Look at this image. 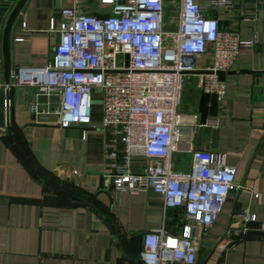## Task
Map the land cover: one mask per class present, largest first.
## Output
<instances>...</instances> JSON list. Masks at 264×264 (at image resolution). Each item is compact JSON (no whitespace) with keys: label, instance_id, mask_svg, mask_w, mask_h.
Segmentation results:
<instances>
[{"label":"crops","instance_id":"crops-1","mask_svg":"<svg viewBox=\"0 0 264 264\" xmlns=\"http://www.w3.org/2000/svg\"><path fill=\"white\" fill-rule=\"evenodd\" d=\"M198 1L206 15L218 18L224 28L238 30L246 40L256 34L257 42L240 48L224 76L225 94L214 117L219 126L204 127L200 143L199 128L196 131V147L225 153L227 162L236 167L238 187L204 232L194 264H264V236L230 232L240 229L236 218L246 208L264 221V0H234L230 10L213 7L211 0ZM71 4V0H27L17 16L10 47V124L44 176L93 205L41 179L7 133L3 32L15 5L0 0V264H142L143 234L161 227L178 233L185 220V211L165 209L163 196L156 191L116 194L105 189L104 131L90 128L83 138L80 126L63 128L54 114L40 121L31 105L50 102L53 110L59 98L38 96L35 87L14 84L18 67H43L54 61L59 33L51 30L52 19L58 26L59 10ZM166 11L172 13L169 2ZM21 36L24 40H17ZM210 62L209 53L199 57L195 70ZM201 74H187L185 112L199 113ZM99 95V91L93 95L95 124L103 119L102 107L95 105ZM185 154H175V162L189 170L191 156L185 167L180 165ZM147 163L135 161L132 169L142 171Z\"/></svg>","mask_w":264,"mask_h":264},{"label":"built area","instance_id":"built-area-1","mask_svg":"<svg viewBox=\"0 0 264 264\" xmlns=\"http://www.w3.org/2000/svg\"><path fill=\"white\" fill-rule=\"evenodd\" d=\"M17 2L9 0V5ZM71 2L59 10L58 26L52 19L51 30L59 33L54 61L18 67L14 84L35 87L38 96L59 98L53 110L50 102L31 105L40 121L54 114L63 128L80 126L83 138L90 128L104 131L105 189L116 194L153 190L163 196L165 209L185 211L178 233L161 227L143 234L142 264H194L204 232L217 221L238 184L237 169L225 153L195 146L200 114L181 109L186 77L197 68V59L209 53L211 62L203 70L212 73L201 74L199 87L221 100L225 82L218 72L230 70L240 48L255 44L257 35L242 39L238 30L206 15L198 0ZM211 4L230 10L234 0ZM108 6L113 9L93 11ZM96 91L102 96L101 124L92 119ZM207 126L219 124L209 117ZM177 153H190L189 170L177 167ZM138 160L148 163L136 172L132 165ZM236 219L243 233L264 231V221L248 208Z\"/></svg>","mask_w":264,"mask_h":264},{"label":"water","instance_id":"water-1","mask_svg":"<svg viewBox=\"0 0 264 264\" xmlns=\"http://www.w3.org/2000/svg\"><path fill=\"white\" fill-rule=\"evenodd\" d=\"M27 0H18V2L16 3L15 7L13 8V10L11 11L4 32H3V55H4V63H3V74H4V79H5V83H6V89H7V133L9 135V137L15 142V144L19 147V149L22 151L26 161L28 162L29 166L34 170V172L44 181L57 186L65 191H68L66 188H63L59 185H57L55 182H53L52 180H50L49 178H47L46 176H44L32 163V161L30 160L27 152L25 151L24 147L21 145V143L15 138V136L12 133V129H11V124H10V97H9V89H10V83H11V76H12V62H11V51H10V47H11V32H12V28L14 25V22L17 18V16L19 15V13L21 12V10L23 9L25 3ZM113 9L112 6H108V7H95L93 9L94 12H107V11H111ZM129 58V56L127 55V59ZM128 64V62H127ZM212 73L211 70H192L189 71V73ZM220 79H224V76L226 74V72L224 71H219L218 72ZM218 107H219V99H218V95L216 93H210V92H205L202 91L201 92V96H200V102H199V114H200V127H199V131H198V142H201V138L204 132V125L207 122V119L209 117H215L218 115ZM70 192L72 195H74L76 198H78L80 201H82L83 203L89 204V205H93V203L88 200L87 198L78 195L74 192L68 191ZM107 217H109V215L105 214ZM110 218V217H109ZM231 233H235L237 235H240L243 233L242 230L240 229H235L230 231ZM244 234H248V235H255V236H264V231L261 230H248L246 233Z\"/></svg>","mask_w":264,"mask_h":264},{"label":"rangeland","instance_id":"rangeland-1","mask_svg":"<svg viewBox=\"0 0 264 264\" xmlns=\"http://www.w3.org/2000/svg\"><path fill=\"white\" fill-rule=\"evenodd\" d=\"M182 94H183V96H182L181 109H182L183 105L188 104V102L184 100V90H183ZM95 105H97V107H100V108L102 107V96L101 95H99V97L95 101ZM189 154L190 153H187V154L181 156L182 159H180L181 160L180 165L182 166V168L187 165V161H188L189 157L191 156ZM179 169H181V168H179Z\"/></svg>","mask_w":264,"mask_h":264},{"label":"trees","instance_id":"trees-1","mask_svg":"<svg viewBox=\"0 0 264 264\" xmlns=\"http://www.w3.org/2000/svg\"><path fill=\"white\" fill-rule=\"evenodd\" d=\"M245 235H247V236H254V235H248V234H245Z\"/></svg>","mask_w":264,"mask_h":264}]
</instances>
